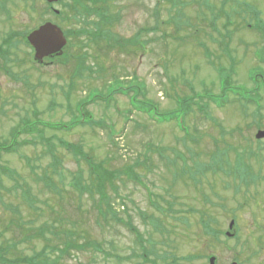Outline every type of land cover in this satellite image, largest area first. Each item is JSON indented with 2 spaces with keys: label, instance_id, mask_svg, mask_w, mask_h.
<instances>
[{
  "label": "rangeland",
  "instance_id": "374dc122",
  "mask_svg": "<svg viewBox=\"0 0 264 264\" xmlns=\"http://www.w3.org/2000/svg\"><path fill=\"white\" fill-rule=\"evenodd\" d=\"M221 1L116 0L111 10L113 22L106 27L113 48L106 47L107 40L97 46H82L73 40L69 59L62 53L56 56L59 59L42 66L33 64V52L23 44L11 50V61L6 63L11 75L0 71V143L9 144L13 132L19 131L15 151L0 152V167L16 174L10 177L0 171V249L7 257H14L18 251L22 256H32L48 247L42 239L26 236L50 228L51 232L60 230L63 240L66 231L76 232L79 243L102 245L104 254H110L105 257L94 247H86L61 257L59 264H147L142 247L123 224L98 216L95 192L86 191L81 196L74 189V182L79 180L83 188L95 191L89 158L96 164L103 162L106 173L114 176L104 183L105 192L118 218L131 222L143 235L148 256H153L154 250L158 255L181 258L177 264H208L206 256H213L216 264H264L263 182L248 190L240 186L233 191L235 184L231 177L221 175L227 170L222 166L216 176L206 172L198 176L201 185L197 191L190 182L186 185V180L173 178V168L164 164L176 156V167L184 160L191 164L190 149L194 163H206L216 148L231 145L234 151L230 150L228 157L234 162L229 169L236 175L234 163L246 162L249 149L264 156L254 138L257 130H264L262 91L261 129L251 124L250 116L256 109L253 104L246 105L249 117L243 118L240 103L231 95L222 108L207 101L212 96L216 104L221 103L217 73L221 68L232 70L233 84L248 90L252 87L250 76H258L252 79L255 82L262 81L264 39L263 33L255 30L262 22L251 20L252 15L244 12H232L229 20L223 14L231 13V8L251 12L254 2L264 22V0H230L224 7ZM0 2V7L9 11V19L0 13V44L9 32H29L45 22L71 31L79 27L72 20L56 19L43 0ZM52 7L63 11L60 4ZM224 10L226 13H218ZM64 17L69 19L71 13L65 10ZM177 17L188 27L178 30ZM121 40L133 43L120 48L114 45ZM200 43L209 59L204 57ZM259 53L263 62L258 61ZM81 54H86V67L101 70L92 79L74 77L77 62L73 57ZM0 65H4L1 59ZM118 87H123L125 94L112 93ZM138 88L137 98L154 109L156 120L131 108L129 98ZM94 96L100 98L89 103ZM78 103L85 107L82 112L76 111ZM86 111L93 126L80 125L67 132L38 127L40 133H22L21 120L32 121L33 112L39 122L66 126ZM171 113L178 116V126L167 121ZM72 147L81 154L75 156ZM54 159L60 162L58 174L50 168ZM247 181L251 183V176ZM227 185L231 188L226 190ZM203 194L210 203L202 202ZM190 208L211 216L217 221L216 229L224 232L234 217L230 233H237V237L223 243L221 236L220 244L210 245L196 224L200 214L185 212ZM157 220L164 233L155 229ZM44 236L50 242L46 253L58 257L50 248H60L63 243L50 232ZM191 256L197 258L185 259ZM168 257L166 263L172 260Z\"/></svg>",
  "mask_w": 264,
  "mask_h": 264
},
{
  "label": "trees",
  "instance_id": "16d2710c",
  "mask_svg": "<svg viewBox=\"0 0 264 264\" xmlns=\"http://www.w3.org/2000/svg\"><path fill=\"white\" fill-rule=\"evenodd\" d=\"M193 1L194 3H196L195 0ZM60 2L63 4V11L59 13L56 19L61 20L62 18H64L65 20H69V21L72 20L73 22L79 25V27L75 31L64 29L60 25L61 29L64 32V36L67 39V46L64 48V51L66 52L65 53L63 52L64 59L66 58L69 59L71 57V53L68 52V50L72 46L73 40L77 41L82 46H88V44L89 45L95 44L97 46V45H100L101 41L107 40L109 44L106 47L113 48V45H111L109 38L106 37L107 35L106 27L113 22L114 15L111 14V10L115 8L114 2H116V0H60ZM201 4L202 2L198 3V5H201ZM65 10L71 13V17H69V19L68 17H64ZM0 11H1L0 13L7 15L9 19V11L5 9L4 6L1 5ZM218 13L222 14L221 11H218ZM232 14H233L232 12L229 14L228 13L225 14L226 19L229 20L230 15ZM257 21L258 22L261 21L259 17L257 18ZM176 23L178 24L177 29L180 30V25H182V23L181 21L178 20V17L176 19ZM255 30L258 32H262L263 39H264V22H262V25H258L255 28ZM29 32H25V33L9 32L2 39V42L0 44V59L3 61L4 65L3 67H1L0 65L1 72L4 71L5 74H7L8 76L11 75V73L7 70L6 63L11 61L10 53L12 49H17L20 44H23L25 47H27L30 50L28 43L26 42V35ZM121 41L122 42L115 41L114 45L117 44L120 48L126 43H129V44L133 43V41L131 42L130 41L127 42L126 40H121ZM203 52H204V55L209 59L210 54L208 53L207 50H205V48ZM85 55L86 54H81V56L74 55L75 57L73 58H75L77 62L76 70L74 71V77H78L79 79H82V80L83 79L89 80V79H92L93 76L96 73L100 72L101 70L94 72L92 67L90 66L86 67L84 65L85 59H86L84 57ZM55 58L59 59V57L54 56L52 58L45 59L44 63L51 62V60ZM231 71L232 70L227 71L223 68L217 71L219 75L218 77L220 79L221 102L227 96L232 95L235 98V100L238 103H240V108H241L240 112L243 115V116L241 115L243 118L249 117L245 111L246 105L253 104L254 106H256L255 111L250 116L251 124H255L256 129H261L262 126L259 123V121H261L262 119L260 118L261 117L260 116L261 106L259 102L261 98L260 95H261L262 88L264 92V85L261 86L259 83L261 82L264 83V76H261V79H262L261 82H257V81L253 82L251 89L248 90L247 87L233 84L232 74L230 75ZM84 72L87 75H85ZM224 72H226L227 74H224ZM255 77H258V76L256 75L250 76L248 80L251 82V78L253 79ZM113 82L115 81L113 80L112 83ZM70 89H73V82L70 85ZM118 91L119 90L114 89L112 93H117ZM139 91H140V88H139ZM137 96L138 94L135 93L134 97L130 98L129 103H131L134 109H141L145 111L147 114H150V116L152 117L153 115H151L152 113L150 109L151 106L145 101L137 100L136 98ZM66 98L68 99V97ZM96 98H100V97L94 96L92 98L93 101H89V103L91 102L94 103L95 101L94 99ZM84 109L85 107L83 106L82 103H78V105L76 106V111L82 112V110ZM188 113H190V109L186 111V114ZM32 115L34 118L32 121L28 119L21 120V126L24 128L22 133H26V134L32 133V132L40 133L41 131H39L40 129L38 130V127L39 128L42 127V129H49V130H54V131H57V130L58 131L59 130L70 131L80 125H90V126L94 125L92 116H90L87 113V111L79 115V117H75L74 121L66 126L62 124H50V123L39 122L36 117L37 113L33 112ZM170 117H171V120H178V116L176 115V113H174L173 115L171 114ZM208 119L212 120L213 118L208 117ZM18 135H19V131H14L12 142H10L9 144L0 143V152H5L7 154L10 152H14L15 151V148H14L15 138L18 137ZM221 135H224V133ZM256 144L258 146V149L264 150V141H256ZM72 150L75 156H77V154H81V151H78V148L76 147H72ZM191 150L192 149H190V153H189V156H190L189 158L192 162L191 164H188L186 160H184L181 166L176 167L177 161L175 160L179 158L178 156H176L175 159H172L170 161L168 160L167 162L164 163L167 166V168L168 167L173 168L174 170L173 178H175L176 180H186L187 181L186 185H189L191 183L192 187L197 188L198 186L201 185L200 181L197 178L198 176H203V174H205L206 171H210L212 172L213 175H215L217 169L219 170L220 168L221 170L223 169L222 166L227 167V170L225 171L226 174H224L225 176L227 177L232 176L234 180H238L239 184L234 186L236 190L240 189V184H245L246 186H248L249 182L247 181V179L249 176H251V184H258L260 181L264 183V156H261V154L258 152H254L249 149V151L247 152L249 158L246 162L236 163L235 161L234 167H235L236 175H233L232 173H230L229 165H232L234 161L231 162L228 157L229 151L230 150L234 151L231 145H226L225 148L223 149L216 148L213 152L208 154L209 161L206 163H202V164L194 163L193 155H191ZM219 150H223V151L219 152ZM247 150L248 149H244L243 151L246 152ZM86 160L89 165V171L93 175V184H96L95 191L93 190L92 187L90 189L83 188L79 180L74 182L73 184L74 189L81 196L86 191H88L89 194H92L93 192H95L97 196L96 211H97L98 216H100L104 221H107V219L109 218L112 221L123 224L126 227V229L135 237L136 243H138L139 246L142 247V258L144 262H146L147 264H170V263L177 264L176 261L179 259L181 260V258L174 259V257L170 258L164 254L158 255L156 251L154 250H152L153 256H151L153 257V259L146 254V251L143 249V244L145 243V239L143 235L136 228L132 226L131 222H129L128 220L124 222L122 219L118 218L117 214L113 210L111 199L108 197V194L105 192L104 183L109 182L110 179H112L114 176H112L111 173H106V171L103 168V165H104L103 162L96 164L94 163L92 159L90 160L88 158ZM252 160L253 162H251ZM50 168L53 170L54 174H58V170L60 168L59 160L54 159L53 162L51 163ZM0 171H3L4 174L10 177L16 176L15 172L7 170L4 167H0ZM51 188L54 189V186H52ZM197 191H198V188H197ZM203 195H201L202 202L204 204L210 203V200L207 198V196L205 194ZM122 202L123 201L121 200V203H120L121 206H123ZM185 212L191 213V214H195V213L200 214V217L198 218V221L196 224L200 228L201 236L205 237V240H208L210 245L214 243L218 245L223 241L220 239V237L224 236L225 238V235H224L225 233L224 231L216 229L217 221L215 219H213L209 215H205L204 212H198L196 209H193V208H190L189 210ZM156 224L157 226L155 227V229L158 230L160 233L162 232L164 233V228L162 227V225L160 224L158 220L156 221ZM183 224L189 227L186 219H183ZM212 226H215V228ZM47 232H50L54 236L55 239L57 238L63 243L62 247L60 248H56V247L50 248L51 250L58 252V257L51 258L50 256H48L49 253H46V251L49 250L48 248L49 240H47V238H45L44 236ZM64 234H65V240L62 239V232L60 230L51 232L50 228L49 229L42 228L38 232L36 231L34 235L31 234L29 236H26V238L32 239L33 237H36L37 239H42L45 243H47L48 247L44 246L40 251L33 254L32 256H22L21 252L18 251V253L12 258L7 257L6 251L1 248L0 249V264H59L58 262L61 260V257L65 255H69L71 253L82 252L86 250V247H92V248L94 247L93 250L95 252H99L102 254L105 253L104 249L102 248V245L99 246V244H94V243H89V244L79 243L75 239V237H79L78 233L76 232L66 231ZM235 238H236V235H235ZM260 239L261 238H259V240ZM224 242H226V239H224L223 243ZM10 248L17 250L16 246H11ZM106 255H110V254H104L105 257ZM167 257L172 259L170 263H166V261L164 260ZM209 257L210 256L205 257L206 261ZM196 258L197 256H191L185 259L192 261V260H195ZM124 259H129V257H125Z\"/></svg>",
  "mask_w": 264,
  "mask_h": 264
},
{
  "label": "water",
  "instance_id": "95a60500",
  "mask_svg": "<svg viewBox=\"0 0 264 264\" xmlns=\"http://www.w3.org/2000/svg\"><path fill=\"white\" fill-rule=\"evenodd\" d=\"M46 1L51 4L58 0ZM26 39L34 51V61L39 63H42L44 59L54 55H61L67 42L61 29L52 23H45L40 26L37 30L32 31ZM255 138L257 140L264 139V131H258ZM232 225L233 223L230 224L229 228H231ZM214 262V258L209 260L210 264H214Z\"/></svg>",
  "mask_w": 264,
  "mask_h": 264
},
{
  "label": "flooded vegetation",
  "instance_id": "af4514ba",
  "mask_svg": "<svg viewBox=\"0 0 264 264\" xmlns=\"http://www.w3.org/2000/svg\"><path fill=\"white\" fill-rule=\"evenodd\" d=\"M252 7H253V8L256 7L255 4H254L253 2L251 3V8H252Z\"/></svg>",
  "mask_w": 264,
  "mask_h": 264
}]
</instances>
